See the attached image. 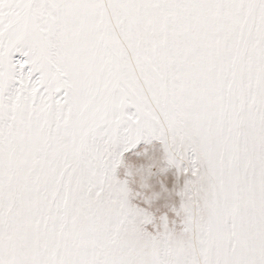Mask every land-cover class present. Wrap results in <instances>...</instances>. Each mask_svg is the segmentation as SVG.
Instances as JSON below:
<instances>
[{"label":"snow or ice","instance_id":"1","mask_svg":"<svg viewBox=\"0 0 264 264\" xmlns=\"http://www.w3.org/2000/svg\"><path fill=\"white\" fill-rule=\"evenodd\" d=\"M0 264H264V0H0Z\"/></svg>","mask_w":264,"mask_h":264}]
</instances>
